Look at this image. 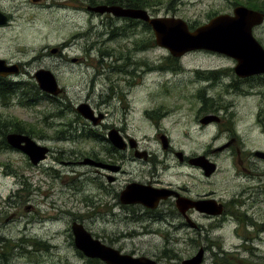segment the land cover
<instances>
[{"label": "rangeland", "instance_id": "374dc122", "mask_svg": "<svg viewBox=\"0 0 264 264\" xmlns=\"http://www.w3.org/2000/svg\"><path fill=\"white\" fill-rule=\"evenodd\" d=\"M84 1L0 0V8L11 15L9 23L0 26V57L23 63V81L37 82L41 68L50 70L66 93L39 95L33 105L21 104L16 97L8 106L0 103V117H17L35 125L38 133L34 136L43 134L37 142L49 148L45 159L33 166L21 151L0 150V264H83L87 258L74 246L73 221L122 253L182 264L204 248L179 236L184 219L167 213L161 205L166 221L140 222L136 213L121 207L119 196L133 181L174 183L171 187L177 190L186 166L178 163L172 150L189 156L206 146L211 150L225 145L224 136L212 138L217 128L200 131L194 122L202 127L199 120L205 111L203 102H198L200 95H214L221 88L220 81L226 82L223 97L225 89L229 91L233 74L213 84L218 79L216 71L231 72L234 59L206 50L169 59V51L156 45L152 29L143 21L133 19L126 25L125 18L76 8ZM235 1L241 0H153L155 5L147 10L152 16L181 17L194 29L215 14L231 12ZM260 34L264 39V23ZM53 48L59 51L51 52ZM72 57L80 62H72ZM225 98L240 109L223 115L225 120L237 114L250 123L257 115L260 96L249 104L233 93ZM80 103H88L95 117L102 114L97 124L76 111ZM254 127L251 123L240 128L245 138L235 147L211 153L218 166L211 177L218 185L208 189L223 203V212L216 215L221 221L193 212V219L207 229L200 235L202 240L196 238L211 244L202 264H224V260L264 264V196L240 206L247 196L244 187L264 182V159L250 157L241 163L237 154L264 150ZM112 128L124 139H135L156 164L136 158L133 149L114 148L107 138ZM160 133L169 137L171 150L161 144ZM86 158L119 164L122 170H99V166L84 164ZM244 165L258 174L239 178L237 172ZM232 199L242 212L222 221L229 216L224 208L234 205ZM130 208L143 210L135 205ZM167 220L182 227L176 230ZM217 225L221 228L216 229Z\"/></svg>", "mask_w": 264, "mask_h": 264}, {"label": "flooded vegetation", "instance_id": "af4514ba", "mask_svg": "<svg viewBox=\"0 0 264 264\" xmlns=\"http://www.w3.org/2000/svg\"><path fill=\"white\" fill-rule=\"evenodd\" d=\"M250 1H256V3L258 5L255 7L250 6L249 4L246 3V2L249 3ZM238 2L240 3V1H238ZM243 2H244L243 3L244 5L263 13L262 22L259 24H254V25L252 24L253 26H252L251 30H252V34H253L254 38L257 40V42L260 44V46L264 50V39L262 38V36L260 34L261 25H263V23H264V0H243ZM96 4H98L97 0L96 1L91 0L89 2H88V0H85L80 6H77L76 8L85 9V10L89 11L87 8L88 5L93 6ZM104 4H106V3H104ZM108 4H115V3H108ZM0 10L2 12H4L1 8H0ZM89 12H91V11H89ZM4 13L7 15V19L10 20L11 15L9 13H6V12H4ZM91 13L95 14V12H91ZM102 15H105V17H109V18L111 17V14L108 12L107 13L104 12V13H102ZM116 18H119V17H116ZM124 21H125V19H124ZM110 37H112L111 34H109V38ZM50 51L56 52L59 50H57V48H53ZM0 58L4 59L3 57H0ZM232 59H234V58H232ZM71 61L72 62H80L79 58H77V57H72ZM5 62L7 65L5 68L6 70L4 69V70H2V72H7V74L4 76L0 75V77L6 78L10 81L25 82L26 86L28 88V94L27 95H28L30 103H32V101L34 99H37V100L40 99L39 95H41V96L49 95L47 92H45L44 90H42L39 87L38 82H36V81L29 82L28 80L23 81L21 79V76L24 74V73H22L23 63H13L10 60H5ZM99 62H101V60ZM11 64L17 65V68H16L17 71L9 72L8 66H10ZM238 64H239V61L237 59H234V64L230 69L231 72L228 73V69L227 70L222 69L220 73H218L216 71L218 79L213 84V86L217 83V81L220 78L227 77V76H230L231 74H233L234 78H232V80L230 82V86H229L230 89H229V91H227L225 89L224 97H223V89L225 88L226 82L220 81L221 82V88L214 95H211L210 97L200 95L199 98L201 99V101L198 100V102H203L201 108H202V110L205 111V115H203L199 120L200 124H202V127H198V124L196 122H194V124L197 125V130L200 129V131H204L206 129V127H208V126H213L214 128H217L216 133L213 135L212 138L216 139L218 137L224 136L223 138L225 139L224 140L225 145H223L222 147H219V148H218V146L214 147V148L212 147L211 150L209 149V147L206 146V150H202L203 152L201 151L200 153H190L189 156L185 155L183 152H182V156H180L175 151L172 150V152L177 156V160H178V163L180 165L186 166V164H188L190 169H194V171L198 174V176H199L198 179H200V180L198 181V183L196 182V184H195L196 187H192V186L186 187V185L184 184L183 181L178 182V184L175 185L177 187V190H174L171 187L174 183H168V184L161 186L160 185L161 183L158 182V180H154V184H151V183L146 182V181L136 182V183H140V185H142V190L146 189L143 191H147L146 186H149L152 189L153 188H164L168 192L164 197L159 198L158 202H156V204H155V207L145 206L142 208V206H144L142 204V202H138V203H122L121 202L122 203L121 207L125 210L128 209V210L132 211L133 215L136 213L137 214L136 219H140V222L159 223V221H161L164 218L162 210L160 209L161 205L166 207L167 210L165 209V211L167 213L168 212L169 213H177L183 219L184 218L186 219L189 217H191V219H193V216H192L193 212H197L200 215L205 216L206 218L210 217V218L218 219V217H216V215L220 214L223 211V203L215 198V196L213 195V193H214L213 189H208V188H213L214 186L218 185V183H215L214 181L211 184V187L209 184V178L210 177H208V176L214 175L218 169V166L216 165L217 163L212 158L211 153H213L214 150H217V148H218V150H221L225 147L230 149L232 146L235 147L236 145H238V143H241L240 142L241 137H243V139L245 138V132L242 131L240 133L238 131H240L241 130L240 128H242V126H245V124H246V127H249L250 124L253 123L255 125L254 129L259 131L257 140L262 141L264 143V66L256 67L257 69L255 68L254 69L255 71L254 70L251 71L250 69H242V68L237 69ZM260 67H262V68H260ZM41 69H43V68H41ZM43 70H45V69H43ZM11 71H14V70H11ZM98 73L99 72H97V74ZM232 93L236 97H238L239 99L246 100L248 102V104L250 102H255L256 98L258 96H260V100L256 101V104L259 106V110L257 112V115L254 117V119L250 123H249L247 117L238 116L237 114L234 116V119L225 120V116H223V115H226L227 113L235 111V110L236 111L240 110V109H237L236 107H234V102H233V104H231L230 102L227 101L228 99L225 98L226 95H232ZM59 94L63 95V96L66 95L63 87H62V91ZM224 100H225V102L222 103ZM234 108H235V110H234ZM246 122H248V124ZM211 124H214V125H211ZM8 129L9 128H6L4 125H0V150L1 149H4V150L12 149L13 151H15V148H12L7 143L6 136L10 132L2 133V131H6ZM13 132H15V131H13ZM20 133H23V132H20ZM37 133H35V134L24 133V134H28L35 141H38V140L41 141L43 134L41 133L40 136L35 137L34 135H36ZM162 135L163 134H161V133L159 135V139L161 141V144H162V140H161ZM3 137H4L5 141L2 140ZM128 138L125 139L127 141V145L125 144V147L123 150L133 149L134 153L137 152V148H138L137 142L135 140L134 141L132 140V142H133L132 143L130 141V139H128ZM168 142H169V137H168ZM248 142L253 143L251 141V139L248 140ZM130 143L133 146H131ZM253 144L256 145L255 143H253ZM41 145H44V144L41 143ZM168 147L171 150V147L170 146H168ZM257 150H260V149H249V150H244V151L239 150L237 152V154L241 160V163H242V161H244V163H245L246 161L249 160L250 157L262 158V156L257 153ZM261 151H264V150H261ZM135 157L138 159H144V161H148V162L150 161V162H152L153 165L156 164V162H154L155 159L152 158L151 155L147 154V152L145 150H140V157H137V156H135ZM202 160H207V162H208V160L214 162V164H215L214 170L212 172H210L209 171V169H210L209 164L207 163V166H203L202 163H200V161H202ZM42 161L40 160L35 165H39ZM28 162L31 163L29 160H28ZM101 163L103 165L109 164L107 162H101ZM31 165L33 166L34 164L31 163ZM92 166H96V165H92ZM99 167H100L99 170L105 169V170L112 171L110 168L105 167V166H99ZM244 167H245V165H244ZM121 170L122 169L120 166L119 170L117 172H119ZM253 173L255 175L258 174V172H253L251 169L248 170L245 167V169L239 170L237 172V175L239 178H244V177L250 178L251 175H253ZM129 183H132V182H129ZM258 184H259L258 186L256 184V185L244 187V188H246L245 192H246L247 196L241 199L240 206L249 202L250 199H252V198L264 196V182L262 181ZM193 189H196V191H193ZM184 194H187V195H184ZM181 195L186 196L188 199H190L191 202H197L198 201V204L197 205L191 204V205H194V207H192V208H187L184 210L178 209L175 202H176V199L180 198ZM119 198H120V196H119ZM232 200L234 201V205L231 206L230 208H228V207L224 208V210L226 209L225 215H229V216H227L226 219L222 218V221H227L228 218H230L232 213H237L234 210L235 209L238 210L239 207H237L235 200L234 199H232ZM225 202L227 203L226 200H225ZM134 205L141 207V209H143V210L141 212H137V211L132 210L130 207H133ZM216 209H218V210L220 209V213L216 212ZM238 212H242V211H238ZM188 215H189V217H188ZM125 217L128 218L126 215H125ZM252 218H254V220H256V217L254 215H252ZM193 221L195 224L194 227H195L196 237H199L200 240H202L203 238L200 235L205 233V231L207 229H205L203 227V225H201L196 220L193 219ZM218 221H221V219H218ZM190 222H192V221L190 220ZM218 226L219 225H217L216 227H218ZM196 239H197V241H199L198 238H196ZM202 244H203L206 252H208L210 250V245H206L203 242H202Z\"/></svg>", "mask_w": 264, "mask_h": 264}, {"label": "water", "instance_id": "95a60500", "mask_svg": "<svg viewBox=\"0 0 264 264\" xmlns=\"http://www.w3.org/2000/svg\"><path fill=\"white\" fill-rule=\"evenodd\" d=\"M87 8L98 13L108 12L116 17H126L146 22L153 31L155 43L166 48L174 57H180L189 51L206 49L237 59L239 61L237 69L242 68L253 71L256 67L264 66V50L254 39L250 30L252 24L261 22L263 14L242 5H237L232 14H217L208 22L193 30L189 29L187 22L181 17L152 16L145 8L104 3L88 6ZM6 21L7 16L0 11V25L5 24ZM6 66L5 60L0 58V75L7 74V72H2ZM8 67L9 72L17 71L16 64H11ZM38 72L39 75H36V77L40 88L51 94H57L61 91L54 75L49 70L41 69ZM76 110L84 118L92 120L94 124L101 117V114L95 117L87 103H80ZM107 137L115 147L120 149L125 147L126 143L117 129L112 128L107 133ZM7 140L11 146L24 151L33 163H37L48 151L47 147L37 144L30 136L19 132L9 133ZM132 140L134 141L130 138L131 142ZM162 141L164 147V141L166 140L163 137ZM130 145L133 146L131 143ZM135 155L140 157V151L137 150ZM83 162L105 166L112 171L119 169L118 165H103L100 161L91 160L90 158H86ZM111 179L112 177H109V180ZM146 187L147 191H143L146 189L142 190L140 183H128L120 193L121 202H142V204L152 207L154 204H151L150 200L156 196L155 191L160 192L155 197L157 199L162 196L165 190L154 189L155 191H153L151 187ZM71 230L74 246L87 258H98L105 264H157L153 259L146 256L122 253L120 250L107 245L99 238L94 237L82 223L73 221ZM199 262L200 257L183 261L184 264H198Z\"/></svg>", "mask_w": 264, "mask_h": 264}, {"label": "trees", "instance_id": "16d2710c", "mask_svg": "<svg viewBox=\"0 0 264 264\" xmlns=\"http://www.w3.org/2000/svg\"><path fill=\"white\" fill-rule=\"evenodd\" d=\"M91 0H88V2ZM96 1V0H92ZM92 3V2H91ZM97 3H117L124 6L140 7V8H149L152 5H155L153 0H97ZM251 6L254 7V4ZM256 6V5H255ZM129 20L125 19L126 25ZM140 21L135 20L133 22ZM145 26L149 27L146 22H143ZM125 28V26H123ZM192 28V26H190ZM169 59L175 60L173 57L169 56ZM26 84V83H25ZM24 83L18 81H10L6 78L0 77V103L4 106H7L11 103L13 98H17L21 104L29 105L30 101L28 98V88ZM34 99L31 104L35 103ZM0 125H7L9 129L2 131V133H7L10 131H19L24 133H37L35 125L31 123H26L24 120H21L17 117H9L8 119L0 117ZM2 140L5 141L4 137ZM36 240L34 239V242ZM36 243V242H35ZM1 264H8L6 261H1ZM83 264H103L99 259L96 258H87ZM224 264H229L224 260ZM240 264H243L242 262Z\"/></svg>", "mask_w": 264, "mask_h": 264}, {"label": "bare ground", "instance_id": "6f19581e", "mask_svg": "<svg viewBox=\"0 0 264 264\" xmlns=\"http://www.w3.org/2000/svg\"><path fill=\"white\" fill-rule=\"evenodd\" d=\"M256 11H258V10H256ZM258 12H260V11H258ZM262 13V12H261ZM99 14H102V13H99Z\"/></svg>", "mask_w": 264, "mask_h": 264}]
</instances>
